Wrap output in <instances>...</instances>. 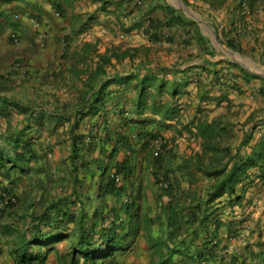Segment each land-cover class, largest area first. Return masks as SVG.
Returning <instances> with one entry per match:
<instances>
[{"label": "trees", "instance_id": "16d2710c", "mask_svg": "<svg viewBox=\"0 0 264 264\" xmlns=\"http://www.w3.org/2000/svg\"><path fill=\"white\" fill-rule=\"evenodd\" d=\"M101 1L104 10L110 12L109 7L115 0ZM130 1L118 2L119 12H115L117 24H121L126 34L133 30L142 31L152 45L164 41L174 43L176 37L171 35L170 30L190 26L182 14L171 6H157L162 17H153L155 7L146 6L144 0H139L133 6L134 10H130ZM183 1L189 3V0ZM198 1L214 12L226 10L228 25L217 26V33L221 42L235 53L245 54V39L259 40V34L254 32L251 24L264 9V0ZM127 15L133 21L128 28L122 23ZM86 25L87 22L80 29L86 28ZM195 29H186L188 44L195 41L207 50L205 37ZM68 40L69 47L61 55L56 70L37 78L33 89L37 94L34 103L27 104L0 94V117L9 120V125L14 112L25 115L19 129L11 125L4 132L0 130V175L13 178L14 185V188H8V193L11 196L15 194L17 179L20 178L36 181L42 190H46L53 181L52 177L64 175L60 178L63 182L68 173L74 184L73 195L78 200L72 199V195H65L50 203L40 195L38 201L30 203V225L19 247V263L46 262L55 243L71 238L77 240L73 241L74 249L81 251L85 257L105 260L125 252L142 230L155 251L151 264H264L262 235L259 250L251 249L252 245L248 244L242 254H231V240L236 237L237 222L235 219L226 221L221 216L227 208L235 212L246 201L252 202L249 193L253 188L264 189V133L257 136L263 121L259 125V111H253L245 129H237L239 113L233 111L236 107L227 92L234 90L243 94L244 86L251 87L259 80L261 85L254 86V89L264 100V77L234 62H229L226 74L211 70L210 73L213 72L217 78L216 84H221L222 95L217 98L218 104L227 103V111L212 117L213 111L201 109L200 116L184 123L182 109L176 99L191 82L169 81L166 78L169 72L177 75L178 67L170 69L159 65L149 68L144 56L149 55L151 47L120 43L111 44L102 52L98 42L77 44L73 36ZM252 50L251 54L255 56L257 48ZM49 85L56 88L61 85L68 93L77 95V100L65 103L56 96L55 103H39L44 100L38 97L42 93L40 88ZM198 86L204 99L208 95L207 85L200 83ZM169 121H175L176 125L174 135L167 139L162 135L163 131L172 128ZM194 127L196 136L201 140V150L189 156L179 154L176 139L184 131L191 132ZM61 128L67 129V136L62 141L69 143L70 155L63 165L68 168L59 165L53 169L48 163L39 165L40 148L34 134L38 132L44 138L45 134L55 133ZM132 129L137 134L136 144L129 132ZM158 137L163 139L164 146L155 156L152 143ZM146 149L149 160L143 166L150 171L149 180L157 187L163 182L168 184L167 189L160 190H163V197L169 196V202L157 198L164 215L161 233L152 231L151 226L156 221L149 215L144 219L136 218L134 224L127 228L131 215L124 216L118 212L112 223L105 227L106 218L101 209H108L110 197L118 201L119 193L129 191L135 197L132 204L125 206L126 211L139 208L138 201L144 185L143 177L138 176L142 166L137 165L136 159ZM123 154L124 159H119ZM88 177L96 187L94 193L79 191L84 188ZM118 177L123 182L120 186ZM94 195L98 203L92 218L85 207L89 202L95 203ZM80 202L83 204L82 215L76 216L71 208ZM14 205L8 203V206ZM41 208L42 211H39ZM135 217L132 216V219ZM27 218L25 215L24 224H27ZM90 218L95 221L92 231L87 224ZM72 222L76 224L74 229L65 227L64 230L61 227L62 223L68 226ZM99 226L100 237L96 239ZM156 234H161L163 239L156 241ZM128 238H133L130 243H126Z\"/></svg>", "mask_w": 264, "mask_h": 264}, {"label": "crops", "instance_id": "0c3cea01", "mask_svg": "<svg viewBox=\"0 0 264 264\" xmlns=\"http://www.w3.org/2000/svg\"><path fill=\"white\" fill-rule=\"evenodd\" d=\"M126 1L128 2V0ZM137 1L139 0H132L128 5H132L133 7ZM180 1L184 2L183 0ZM118 2H120V0H115L109 7L108 11L110 12H106L103 8V2L101 0H0V90L3 85L7 84L8 86L14 88L18 86H25L28 88V91H33V87L35 86V82L38 77H41L42 74H47L50 70H56L58 63L60 62V57L69 44V37L73 36L76 38V43L81 44L85 42L80 40L82 37L91 35L93 36V39L90 40L96 39L94 36L99 34L102 30L98 25L105 24L111 27V25L114 26L117 24L115 12H119L117 7ZM143 3H145L146 6L151 5L152 7H155L153 17H162V12L157 8V6H171L175 10L179 11V13H181L185 18V22L190 25L182 26L180 28H172L170 33L171 35H175L176 41L174 43H170L168 41H164L162 43L167 49H175L178 47L181 49V51L176 54L177 60L180 64H182L179 65L180 67L177 66L178 69H180L178 74L175 75L174 73L169 72L167 73L166 78L169 81L176 80L182 83L187 81L191 82L185 89V92L177 96L176 99L178 100L177 104H180L179 107L182 109L181 119L184 123H189L196 116H200L201 114L199 111H201V109H205L208 112H214V108L216 107L214 103L218 101L214 96L215 94H218V91L222 90H216L218 87L216 84L217 78L213 72L210 73L211 70H220V72L224 73L225 71H228L229 62H234L259 76L258 73L253 72L242 62L232 60L230 54L232 53V50L221 42L219 34L217 33L216 26L218 25L213 24V21L202 20L203 23H207L209 27L215 30L217 38L216 43L219 46H217L213 41H209L210 39L207 38L206 34L202 30L200 20L192 17L186 8L179 5V0H144ZM125 21H128L129 24L131 23L130 25H132L133 21L129 16L128 18H125ZM85 22H87L88 25H86V28L81 30L80 27ZM91 26H94L93 28L96 30V33L92 34V28L90 29ZM108 26L106 27L110 29ZM187 28L190 30H194L196 28V32H200L201 35L205 37L207 41V50L202 48L201 45L195 41L188 44L189 41L186 35ZM137 32L138 30H133L129 34L124 32L122 33L127 36L131 35L136 43L138 38L146 37L143 32H141V34H137ZM192 36L193 35L189 38ZM101 41L102 40H98V43L100 50L103 52L107 47H103ZM248 41L252 42L253 40L247 39L246 42ZM252 44L253 42L250 45ZM255 47L258 50V46L255 45ZM174 55L175 54L170 57V60L173 59ZM165 63L166 65L163 66L170 69L172 68V66H170V61H166ZM236 70L238 71L240 69L236 68ZM6 78H8V80ZM200 83L207 85L208 95L204 99L201 98V93H199L198 84ZM254 86L259 87V80H256L254 85L251 87L244 86L245 88L243 92L245 96L251 97L252 100H254H251L252 102L248 105L250 114L253 111L259 110V107L263 105L262 100L259 104V96L256 93ZM0 94H3L2 90L0 91ZM235 95L230 96L236 97ZM169 124H172V128L175 129V121H169ZM167 131L168 129L163 131V135L165 137H167ZM129 132L133 138V143L135 142L134 144H136L138 142L136 131L132 129ZM171 132L172 131H169L170 135H172ZM168 138L169 137H167V139ZM183 139L184 138L182 137L179 139L180 144L184 143ZM155 147L156 146H154V148ZM147 153V149L145 151H141L137 155L136 163L138 164L142 160H145L144 164H146V160H149L147 158L148 156H146ZM124 156L125 155L123 154V156H120L119 159L123 160ZM12 182L13 178L8 179L2 176V174L0 175V264H21L17 259V254L20 252L19 247L21 246L22 238H24L25 230L29 227V225L24 224L23 222L25 215H20L19 209L17 210L15 207L8 206L10 197L7 192H9V187L14 188ZM122 183L123 182L121 181L120 185H122ZM16 188H18V186L15 187V189ZM129 193V191L119 193L118 201L115 197H110L109 202L114 204L113 207H109L110 210L114 209L115 212H120V205L125 199H129ZM156 194V198H160V200L162 198L165 199V196H162L161 191L157 190ZM96 203L97 201H95V204ZM117 203L119 205H117ZM110 205L111 204H109V206ZM110 224H106L105 227ZM100 230L101 226L98 227L96 239H99L100 237ZM68 240L74 239H65L55 243V247L49 253L46 262L42 263L41 260H35L27 264L135 263V261H133L134 263L131 262L132 258L130 252L133 250L132 246H130V248L132 247L131 249H128L125 252L116 253L115 255L102 260L100 258H87L81 251L74 249V247L70 249V251L63 250L62 246L67 244ZM133 242L134 241H132V243ZM73 244L74 243H70L71 247Z\"/></svg>", "mask_w": 264, "mask_h": 264}, {"label": "rangeland", "instance_id": "374dc122", "mask_svg": "<svg viewBox=\"0 0 264 264\" xmlns=\"http://www.w3.org/2000/svg\"><path fill=\"white\" fill-rule=\"evenodd\" d=\"M179 5L183 6L184 8H186V10L188 11V13L200 20V24H202V30L203 32L206 34L207 38L210 39V42H214L217 46H219L216 41V34H215V30L211 27H209L207 25V23H203L202 20L205 21H213V24H217L218 26H221L222 24H226V18H227V12L226 10L224 12H214L212 10H210L209 6L204 4L202 1H198V0H189V3H185L181 2L179 0ZM130 10H134V8L131 6H129ZM161 13V12H160ZM225 16V17H224ZM256 20L254 21L253 24H251L252 28L254 29L255 33L259 34V40H255L256 38H251L253 41V44L250 45L252 42H246L247 39L244 40L245 43V48H246V52L245 54H239V53H230L232 60L233 61H240L242 62L245 66H247L249 69H251L253 72H256L259 74L260 77H264V9L262 11L259 12V15L257 17H254L253 19ZM126 28L130 27L129 22L128 21H124L122 22ZM97 26V25H96ZM101 27V31L99 32V34H96L94 37L96 38L95 40H90L93 39V36L89 35V36H85L82 37L83 41H88V42H98V40H102L101 43L103 44V47H109L111 44H128V45H132V46H142V45H146L151 47V51L148 53L149 55H145L144 59H146V65L149 66V68H156V66L159 65H166V61H170L172 67H177L180 64V62L177 60V55L178 52L181 51V49L175 48V49H167L162 43L161 44H156V45H152V43L150 42L149 38L146 37H142V38H138L136 40V43L134 42V38L131 37V35L127 36V38L125 40H121L120 39V33L124 32L121 28V24H116V25H98ZM106 26L110 27V29H108ZM94 27V26H93ZM92 26L90 27L92 34L96 33V30L93 28ZM217 27V26H216ZM142 31L137 32V34H141ZM102 34V35H101ZM99 35V36H98ZM250 38H248V40H251ZM106 40V41H105ZM133 41V42H132ZM133 43V44H132ZM247 45V46H246ZM255 45L258 46V50L256 51V55L253 56L251 53L253 52L252 48L255 47ZM251 46V47H250ZM222 53V52H221ZM220 53V54H221ZM173 59L170 60L171 56H173ZM222 55V54H221ZM59 57V56H58ZM128 63V62H127ZM180 67V66H179ZM122 68V67H121ZM143 70V69H142ZM228 70V69H227ZM228 71H225L224 74H226ZM8 80V78H6ZM229 79V78H228ZM218 87L216 90H221V84H217ZM261 85V81H259V86ZM58 88V87H57ZM56 87L53 86H46L43 87L42 89L40 88V90H42V93L40 95H38L39 98H44V100L39 101V103H46L49 101H54L53 103H55L56 100V96L60 97L63 102H75L77 100V95L73 94V93H68L66 90V88L64 87H60L57 89ZM34 89V87H33ZM1 90L3 91L4 96H8L12 99L18 100L20 102H25V103H29V102H33L36 99L37 94L35 93V91H28L27 87H22V86H18L16 88L3 85V87L1 88ZM0 90V91H1ZM57 95H56V93ZM217 92V91H215ZM227 92L229 93V95L234 96L237 91L234 90H227ZM2 94V95H3ZM36 95V96H35ZM222 95V91H218V94H215L214 97L218 98ZM230 96V97H231ZM236 97H231L234 101V106L236 107L233 111L239 113V115L237 116L236 120L238 121V127L237 129H245V123L247 121V119L249 118L250 115V109L248 108V105H250V103L254 100H252L251 97H247L245 96V94L242 93H238L235 95ZM253 96V95H252ZM37 97V98H38ZM167 97V96H166ZM168 98V97H167ZM252 100V101H251ZM262 100V104L263 105H259V116H258V123H260L259 125H261V122L263 121L262 128L258 129L257 132V136H261L264 133V100L259 96V104L260 101ZM247 101V102H246ZM38 103V102H37ZM215 110H214V114L212 113V117L216 116L218 114L221 113H225L227 111V103H221L218 104V101H216L215 103ZM180 106V104H179ZM246 106V107H245ZM24 117L25 115H22L18 112H14L12 119H11V125L14 128H20L22 127L23 123H24ZM197 117V116H196ZM194 119V118H193ZM262 120V121H261ZM9 120H7L6 118H2L0 117V130L4 132V130H6L9 126L8 122ZM68 125V124H67ZM195 128V127H194ZM192 128L193 130L191 132L188 131H184V133L182 134V138L184 143L180 144L179 139L181 137H178L176 139V145L178 146V152L181 155L184 156H189L191 155L194 151H200L201 150V140L196 136V130ZM67 129L61 128L60 130H58L55 133L49 134L47 136V134L44 135V138H42V136H39L38 132L37 134L35 133V142L38 145V148H40L39 150V165H45V164H49L50 166H52V168H58L62 165V168L67 169L66 167H64V160H68V157L70 155V148H69V143L68 142H63L62 139H64L65 135L67 136L66 131ZM169 131H172V135H174L173 133H175V130L173 128L168 129L167 131V137L171 138L172 135H170ZM170 135V136H168ZM164 136V135H162ZM161 136V138H163ZM166 137V138H167ZM47 138V140H46ZM163 139H160V137H158L152 144L154 146H156L154 148V155L157 156V152H160V150H162V147L164 146L162 143ZM49 142V143H48ZM148 155V154H147ZM146 155V156H147ZM141 161V160H140ZM145 160H142L141 162H139L137 165L142 166L141 169L139 170L140 175H138L139 177H143L142 179V185H144V189L142 190V196H140V199L138 201L139 203V208L138 209H131L130 212H127L125 209V206L132 204V201L134 199L133 196L129 195V199H125L123 201V203L120 205V213L122 212V214L124 216H134L136 215V217L134 219H131V217H129L128 221H127V228H129L130 226H132L134 223V220L136 218H145L146 216H152L153 219L156 221L153 225L151 226L152 231L155 233H159L161 230V226H162V221L164 220V215H163V211H161V204L158 202L157 203V190L159 191H163L160 190V188H164L167 189L168 184L166 182H163L162 184H160V186L157 188V186L153 183V181L149 180V169L147 167H144ZM60 165V166H59ZM64 171V170H63ZM65 173V172H64ZM61 177H64V175H59V176H55L52 177L53 181L50 185H48V188H46V190H42L40 185L38 183H36V181H31L29 180V178H25L23 177L20 178L19 180L17 179V183L18 188L15 189V194L13 196H11V194H9V202L12 204H15L12 207H15V209H19V213L20 215H26L27 218V225H30V214L32 213V207H30V203L32 201H38L37 199H39L40 195L43 196L44 198L48 199L50 201V203L52 201H58L59 199L63 198L65 195H72V199H74L75 201H78L77 198L73 195V183L71 181V176H68V173L65 174V179L62 182L61 181ZM60 179V180H59ZM35 180V179H34ZM38 180V179H37ZM86 184L84 186V188L80 189L79 191L84 192V193H94L96 187L92 185L91 182V178L88 177L86 179ZM36 183V184H35ZM138 184V183H137ZM139 185V184H138ZM185 186V184H184ZM90 191V192H89ZM155 192V193H154ZM250 198L252 199V202H245L243 207H237L235 209V212H233L231 209L227 208L225 210H223L221 216L222 219H225L226 221H236V237H234L231 241H232V245L230 247V252L231 254H242V252L245 249V245L251 244L252 247L251 249L257 251L259 250V240L261 239V235H262V240H264V189H256L253 188L250 193H249ZM93 200L97 201V196L94 195ZM169 196L165 195V199H163L162 202H169ZM81 203V202H80ZM77 204L75 206H73L71 208L72 213H74L76 216H80L82 215V207L83 204ZM110 203V202H109ZM111 205L108 206L107 210H103L101 209V213L105 216L106 221L105 224L108 225V223H112L113 219L117 216V212L110 210L109 207H113L114 204L110 203ZM88 210L89 215L93 218V216L95 215V211L97 209V205L95 203H88L87 206L85 207ZM42 211V208L39 210ZM121 216V215H120ZM239 221V222H238ZM94 219H91L88 221V229L90 231H92L91 227L94 226ZM133 223V224H132ZM63 226V229L65 227H69L70 229H74L76 227L75 223H69L68 226H66V224H61ZM60 227V228H61ZM26 229V228H25ZM65 230V229H64ZM28 232V229L25 230V233ZM96 232V230H95ZM144 231L140 230V235L137 237V239L131 244L133 247V250L130 252L131 254V262L134 263L133 261H135L136 264H151L152 260H153V256L155 254V251L151 249V243L149 240H147V236L146 234L143 233ZM161 233V232H160ZM97 234V233H96ZM154 238L156 239V241L160 238L163 239L161 234H156L154 235ZM133 238H128L126 243H130L131 240ZM75 241H77L76 239H74ZM74 240H68L67 244H64L62 246V249L65 251H70V249L73 248V246L71 247L70 243H73L72 241ZM172 246V245H171ZM131 247V248H132ZM130 247L128 249H131ZM127 249V250H128ZM251 252V251H249ZM133 253V254H132ZM157 259V258H156ZM134 263V264H135Z\"/></svg>", "mask_w": 264, "mask_h": 264}, {"label": "built area", "instance_id": "2783aa9c", "mask_svg": "<svg viewBox=\"0 0 264 264\" xmlns=\"http://www.w3.org/2000/svg\"><path fill=\"white\" fill-rule=\"evenodd\" d=\"M119 37H120L121 40H125L127 38V35L124 34V33H121ZM156 154L158 155V152ZM117 182L119 184L121 183V177H118Z\"/></svg>", "mask_w": 264, "mask_h": 264}, {"label": "clouds", "instance_id": "9594fccd", "mask_svg": "<svg viewBox=\"0 0 264 264\" xmlns=\"http://www.w3.org/2000/svg\"><path fill=\"white\" fill-rule=\"evenodd\" d=\"M118 186H120V184L118 183ZM10 199V198H9Z\"/></svg>", "mask_w": 264, "mask_h": 264}, {"label": "water", "instance_id": "95a60500", "mask_svg": "<svg viewBox=\"0 0 264 264\" xmlns=\"http://www.w3.org/2000/svg\"><path fill=\"white\" fill-rule=\"evenodd\" d=\"M232 53H234V51H231Z\"/></svg>", "mask_w": 264, "mask_h": 264}]
</instances>
